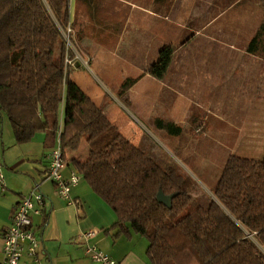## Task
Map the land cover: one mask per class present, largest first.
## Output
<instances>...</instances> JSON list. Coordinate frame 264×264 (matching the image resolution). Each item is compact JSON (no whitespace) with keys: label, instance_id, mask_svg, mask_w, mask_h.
<instances>
[{"label":"crops","instance_id":"crops-1","mask_svg":"<svg viewBox=\"0 0 264 264\" xmlns=\"http://www.w3.org/2000/svg\"><path fill=\"white\" fill-rule=\"evenodd\" d=\"M213 1L70 0L71 20L82 38L80 62H73L69 78L132 145L143 152L132 136L148 133L176 162L187 160L185 166L193 163L187 159L191 153L194 158L205 149L210 156V139L224 142L234 132L237 141L251 122L264 118L259 91L264 88V59L246 51L253 26L235 19L244 12L226 19L227 9ZM84 66L89 73L80 71ZM128 79L135 83L119 97ZM157 120L179 128L180 134L157 129ZM55 142L40 132L28 143L16 144L10 122L0 113L6 185L0 191V262L3 236L16 206L39 185L43 215L33 216L32 225L40 239L41 264H95L86 246L117 264H149L145 246L134 234H118L116 215L82 178L70 191L75 205L57 196L53 183L45 180ZM71 171L66 163L63 177ZM89 231L94 235L82 238ZM19 264L33 263L24 257Z\"/></svg>","mask_w":264,"mask_h":264},{"label":"trees","instance_id":"trees-1","mask_svg":"<svg viewBox=\"0 0 264 264\" xmlns=\"http://www.w3.org/2000/svg\"><path fill=\"white\" fill-rule=\"evenodd\" d=\"M68 29L79 53L70 0H0V113L16 144L40 132L59 137L65 163L114 212L118 234L147 241L149 264H264V159L228 156L213 199L201 206L189 195V178L132 145L69 78L65 60L75 54ZM262 43L264 21L247 53L264 58ZM134 83L124 81L119 97ZM154 125L181 132L160 120ZM158 191L175 195L170 209L157 202Z\"/></svg>","mask_w":264,"mask_h":264},{"label":"rangeland","instance_id":"rangeland-1","mask_svg":"<svg viewBox=\"0 0 264 264\" xmlns=\"http://www.w3.org/2000/svg\"><path fill=\"white\" fill-rule=\"evenodd\" d=\"M213 3L217 6H223V9H227L226 13H224L226 19L230 17L234 19L235 16L239 15L238 12L245 13H240V17L235 19L246 21L247 26H253L249 29V32L252 33L248 40L249 44L260 24L264 21V0H214ZM66 44L68 50L74 52L75 59L78 61V53L75 52L70 42L66 41ZM262 47H264V43H262ZM89 67H91V65H89ZM89 67L86 68L84 66L80 68V71L89 73ZM73 69L74 68L70 69V74L74 72ZM259 91H262V94H259L261 95V99L264 100V88H260ZM121 127L123 129L122 132L126 135L128 125L124 124V126ZM148 135V133L145 134L144 132L138 131L132 136V141H134L136 145H140L144 150L143 152L152 157L155 162L163 163V168L174 165V169L180 172L184 177L189 178L191 180L189 195L203 207L208 206L213 199L214 190L228 156L236 155L252 160L264 159V118L261 120L258 118L256 122H251L245 133L240 135V139L237 141L233 139V137H235L234 132L231 133V135H229L230 138L224 142L210 139V156L205 155V149L203 151L202 149L201 151L199 150L194 158H192L194 153H191L187 159L191 158L193 163H191L192 165L187 164L186 166L185 163L187 160H184V166L176 162L171 154L163 149L157 140L150 138ZM192 146L194 147L195 145L193 144ZM79 154L81 155V159L87 156L88 146L85 142L81 143ZM136 238L137 242H141V244L147 248L148 244L144 238L139 236H136Z\"/></svg>","mask_w":264,"mask_h":264},{"label":"built area","instance_id":"built-area-1","mask_svg":"<svg viewBox=\"0 0 264 264\" xmlns=\"http://www.w3.org/2000/svg\"><path fill=\"white\" fill-rule=\"evenodd\" d=\"M70 29L64 35L67 42ZM77 58V57H76ZM70 60L66 58L67 65H73L74 61L80 62L79 57ZM51 160L48 170L45 174V180L53 183L56 189L57 196L65 201L67 205H75V202L70 197L71 189L78 184L81 177L71 171L68 178L63 177V170L66 163L62 157L59 137L56 139L55 147L51 152ZM6 189L4 177L2 174V162L0 159V191ZM44 206V196L42 195L39 185H35L29 195L24 196L16 206L12 221L6 229L3 236L2 256L3 261L0 264H19L24 257L29 258L33 264H41L38 259V249L40 239L33 229L32 217L42 216ZM95 231H89L82 235V238L87 240L94 235ZM86 254L95 264H117L109 256L97 250L93 246H86Z\"/></svg>","mask_w":264,"mask_h":264},{"label":"water","instance_id":"water-1","mask_svg":"<svg viewBox=\"0 0 264 264\" xmlns=\"http://www.w3.org/2000/svg\"><path fill=\"white\" fill-rule=\"evenodd\" d=\"M174 197L175 195L165 196L161 191H158L156 194L157 202L168 209H170L171 201Z\"/></svg>","mask_w":264,"mask_h":264}]
</instances>
